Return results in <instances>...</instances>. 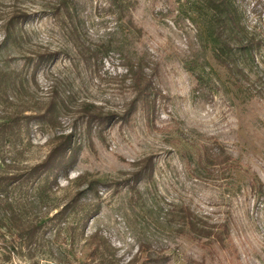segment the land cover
<instances>
[{
  "label": "rangeland",
  "instance_id": "1",
  "mask_svg": "<svg viewBox=\"0 0 264 264\" xmlns=\"http://www.w3.org/2000/svg\"><path fill=\"white\" fill-rule=\"evenodd\" d=\"M127 1L121 13L110 0H0V42L13 13L28 15L16 23L26 42L3 44L0 66L26 73L24 56L43 48L58 52L38 71L32 96L46 98L56 86L71 101L122 111L134 95L122 76L126 57L146 62L159 93L155 113L147 115L138 107L126 121L94 133L91 143L84 140L57 187L42 191L41 182L13 184L10 198L21 215L40 222L41 229L37 241L27 245L4 218L0 264H97L100 255L92 254L88 240L95 231L108 240L104 256L112 264H127L135 257L140 264L148 252L164 256L161 264H264V199L249 190L253 177L264 185V99L239 93L215 62L210 11L203 0ZM235 1L262 40L255 63L264 68V21L252 12L250 0ZM74 26L87 43L110 42L112 50L101 61L86 63ZM250 65L254 79L256 67ZM25 107L30 106L19 101L1 105L0 117ZM60 121L70 131L72 118ZM52 135V129L31 123L29 136L7 155L14 159L13 166H1L0 172L15 173L42 160ZM212 143L232 157L229 166L215 173L200 162L203 148ZM148 157L153 158V175L140 179L135 190L132 174ZM80 175L98 181L99 197L92 193L94 200L87 199L83 208L76 205L59 221L55 213L86 185L83 179L75 180ZM95 198L99 211L86 219ZM180 204L211 222H227L239 260L227 262L222 252L212 255L179 233L170 213Z\"/></svg>",
  "mask_w": 264,
  "mask_h": 264
},
{
  "label": "trees",
  "instance_id": "2",
  "mask_svg": "<svg viewBox=\"0 0 264 264\" xmlns=\"http://www.w3.org/2000/svg\"><path fill=\"white\" fill-rule=\"evenodd\" d=\"M110 1L119 7L121 13L124 4L128 2L127 0ZM203 1L210 11L211 30L209 36L215 62L226 70L239 93L249 98L256 97L263 100L264 68H261L259 63H255L256 51L259 50L262 43L259 35L245 22L241 6L235 0ZM250 2L252 12L259 21H264V0H250ZM27 17L28 15L24 11L13 13L5 24L0 48L7 42H14L16 45L26 42L25 35L18 31L16 23ZM72 33L76 39L80 56L86 63L101 61L103 56L112 50L110 42L95 45L87 43L75 26L72 28ZM57 56L58 52L49 48H43L24 56L23 66L26 73L0 66V106L13 104L15 101L30 106L14 113L6 112L0 117V168L1 166L5 168L13 166L11 164L14 159L9 160L7 155L17 151L24 138L29 136L31 123L53 130V135L47 139L48 151L42 160L32 165H26L23 170L15 171V173L0 172V224H3L2 220L5 218L8 229L13 230L27 245H32L37 241L41 223L28 220L21 215L19 208L10 198L13 184L15 182L31 184L41 182L42 191L57 187L59 176L66 177L68 170L76 162L84 140L91 143L94 133L101 134L113 123L126 121L138 107L144 109L147 115L155 113L157 108L159 93L153 82V74L148 71L147 64L143 59L130 57H126L122 63L125 69L122 76L129 81L134 95L122 111L105 110L103 106L90 101H71L66 94L59 93L56 86L50 87L46 98L32 96L31 87L34 89L37 86L38 71L47 63L55 60ZM250 62L256 67L254 79L251 78L253 69ZM28 110H31L32 113L25 115V111ZM62 117L72 118L68 132L62 128L63 123L60 121ZM231 159L227 150L219 144L212 143L203 148L200 162L209 172L215 173L224 165L229 166ZM153 170V158L144 159L143 167L132 174L131 188L137 190V182L144 177L151 178ZM81 179L86 182L85 187L77 190L70 201L55 213L54 218L61 221L64 215L76 205L83 208L87 199L91 197L94 200V197L91 196L92 193L98 196L100 187L98 181L92 179L86 181L82 175L76 177L75 180ZM249 190L255 197L264 199V185L257 177L250 179ZM95 200L93 209L85 216L86 219L95 216L99 211L100 201L97 198ZM170 214L173 222L178 225L176 230L179 233L185 234L190 240L208 248L212 255L219 251L222 252L223 259L227 262H232L233 259L239 260L227 222H211L185 204L174 206ZM86 219L82 224L83 227L87 222ZM71 229L73 230V228ZM88 240L93 244L92 254L100 255L97 264H112L113 261L104 256L110 247L108 240L97 231L91 234ZM163 258L164 256L148 252L140 264H161ZM136 261L137 257L127 264H136ZM200 264L206 263L201 262Z\"/></svg>",
  "mask_w": 264,
  "mask_h": 264
}]
</instances>
